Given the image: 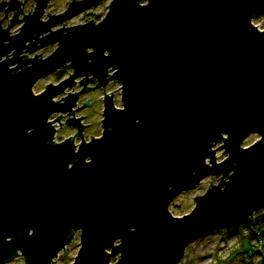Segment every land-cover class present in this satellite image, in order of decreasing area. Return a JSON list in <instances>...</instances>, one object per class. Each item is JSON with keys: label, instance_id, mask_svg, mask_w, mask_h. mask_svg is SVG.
I'll return each mask as SVG.
<instances>
[{"label": "water", "instance_id": "95a60500", "mask_svg": "<svg viewBox=\"0 0 264 264\" xmlns=\"http://www.w3.org/2000/svg\"><path fill=\"white\" fill-rule=\"evenodd\" d=\"M99 1L72 0L43 21L48 0H36L20 32L0 38V264H53L76 231L71 264H179L192 242L264 209V29L253 23L264 0H111L97 23L52 30ZM98 88L102 131L85 140L76 111L93 101L75 107ZM63 114L77 146L53 141ZM209 176L219 181L193 209L171 214Z\"/></svg>", "mask_w": 264, "mask_h": 264}, {"label": "rangeland", "instance_id": "374dc122", "mask_svg": "<svg viewBox=\"0 0 264 264\" xmlns=\"http://www.w3.org/2000/svg\"><path fill=\"white\" fill-rule=\"evenodd\" d=\"M72 0H51L50 10L48 12H56L67 8L68 4ZM77 1V0H75ZM111 0H101L96 5H93L83 12L69 18L67 21L64 22V26H72L77 24L86 23L89 20L94 19V23L100 21L107 13L108 6ZM254 24L260 28H264V15L260 16L253 20ZM63 26V24H61ZM55 49V45L45 47L44 49L38 50L36 53H41L40 56L45 57L49 55ZM31 56L32 53L26 52L25 57ZM72 69L61 68L58 71H55L48 76L39 79L33 85V91L35 93L41 92L48 83L57 84L63 79L67 78V76L71 73ZM78 81V79H77ZM77 84V83H76ZM80 86L76 85L74 87V91L79 90ZM68 89L66 92H68ZM106 92L113 93L114 96V103L117 107H121V89L120 83L115 80H111L105 89ZM102 88L97 90H91L87 93H84L80 96L78 103L75 108L83 105L84 101L88 99V102H92L90 105H84L78 108L76 111V117L84 116L83 119L85 123H87L88 128L84 131L85 133V140H88L91 135H98L101 134L102 127H101V119L103 113V95ZM62 95H65L62 94ZM61 95V96H62ZM61 96L55 98V100H60ZM57 114H53L51 118L56 117ZM65 116L61 120V126L57 124V138L67 137L70 134H73V127L68 126L67 124L63 125ZM259 138V135L256 133H252L246 137L243 142V146H248L252 144ZM226 157V154L223 153V150L217 151V161H222ZM219 177L218 176H209L204 178L195 188L182 192L169 205V210L171 214L175 216H182L188 212H190L193 207L195 206L194 197L197 195L203 194L206 189L213 184L218 183ZM211 182V184H210ZM264 213V209L258 210L255 213ZM254 219V214H253ZM240 227V226H239ZM238 227V228H239ZM264 227V222L262 224ZM237 228V229H238ZM242 229H238V231H228L227 228L218 229L212 231L211 233L197 239L196 241L189 244L186 248L185 254L183 259L179 264H262L263 257H264V239L260 237L258 234L254 237L251 242L253 245V250L257 249V252H240L236 254V252L244 251L246 248L243 247V240L245 238L244 235H248V229L245 227H241ZM80 232L76 231L75 236L73 237L72 241L68 243L65 247V254L64 250L60 251L57 258L53 264H71L74 260V257L77 254V251L80 247ZM246 244H249L248 240L245 241ZM252 246H250L251 248ZM253 253V254H252ZM252 254V255H251ZM116 258L111 260L113 264ZM7 264H25L24 258L19 256L14 258L12 261L8 262Z\"/></svg>", "mask_w": 264, "mask_h": 264}, {"label": "flooded vegetation", "instance_id": "af4514ba", "mask_svg": "<svg viewBox=\"0 0 264 264\" xmlns=\"http://www.w3.org/2000/svg\"><path fill=\"white\" fill-rule=\"evenodd\" d=\"M51 3H52L51 0H48L47 5H46L45 10H44V14L42 16L43 21L48 20L51 15H61L66 10V8H65L63 10L56 11V12H48V9L50 10ZM35 5H36V0H0V38H6L4 40V43H8L9 42L8 38H10V37H12L15 34H18L20 32L21 26L24 24L26 17L33 12ZM59 27H67V26H61V24L56 25V26L52 27V30H56ZM54 45L56 47V44H54ZM54 45H52V46H54ZM46 47H48V46H46ZM44 48L45 47H43L41 49H44ZM25 50L26 49H24L21 52V54H20L21 56H24L26 54ZM13 54H14L13 51L11 53H9L10 56ZM95 83H96V81L92 80L89 82V86H93ZM95 90H97V89H95ZM103 94H104V92H103ZM102 97H103V95H102ZM62 116L63 117L65 116L64 122H63V125H65L67 116L65 114H63ZM82 124L86 126L85 129L83 130V138L85 139L84 131L88 128V126H87L88 124L85 123L84 119L82 120ZM73 128H74L73 134H70L67 137L73 136V138H74L73 144L77 146L82 141L83 138L81 136L77 135V128L76 127H73ZM100 135L101 134L92 135L89 139H91L93 137H99ZM59 137L60 138H59L58 142H61L65 138H67V137L63 138L61 136H59Z\"/></svg>", "mask_w": 264, "mask_h": 264}, {"label": "trees", "instance_id": "16d2710c", "mask_svg": "<svg viewBox=\"0 0 264 264\" xmlns=\"http://www.w3.org/2000/svg\"><path fill=\"white\" fill-rule=\"evenodd\" d=\"M264 222V213L258 212V213H254V219L251 225L248 224H242L240 225V227L238 228L239 230L242 229L241 227H245L248 229V235H244L243 237L245 238V240H243V247L246 248V250L244 251H239L236 252V254L240 255V252H257V249L260 250V248H257L255 250H253V245H251L252 240L254 239V237L258 234L260 237H262V239H264V227H262V224ZM238 229H227L228 231H238ZM246 240H248L249 244H246ZM250 246H252L250 248ZM253 254V253H252ZM251 254V255H252ZM263 261H264V257H263ZM262 264H264V262H262Z\"/></svg>", "mask_w": 264, "mask_h": 264}, {"label": "built area", "instance_id": "2783aa9c", "mask_svg": "<svg viewBox=\"0 0 264 264\" xmlns=\"http://www.w3.org/2000/svg\"><path fill=\"white\" fill-rule=\"evenodd\" d=\"M254 23V22H253ZM260 29V28H259ZM264 29V28H263ZM262 30V29H261ZM31 56H33V54L31 55ZM30 55L29 56H27V57H31ZM56 128H57V126H56ZM53 141L54 142H58L59 141V139L57 138V130H56V132H55V134H54V137H53ZM74 236H75V233H74ZM19 256H21V255H19ZM19 256H17V257H19ZM16 257V258H17Z\"/></svg>", "mask_w": 264, "mask_h": 264}]
</instances>
